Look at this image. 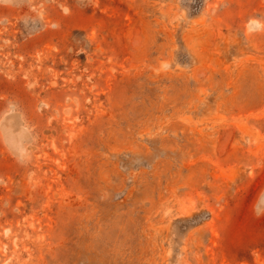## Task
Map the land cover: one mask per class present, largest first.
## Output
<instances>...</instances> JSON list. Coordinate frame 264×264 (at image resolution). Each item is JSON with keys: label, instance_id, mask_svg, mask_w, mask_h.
<instances>
[{"label": "rangeland", "instance_id": "374dc122", "mask_svg": "<svg viewBox=\"0 0 264 264\" xmlns=\"http://www.w3.org/2000/svg\"><path fill=\"white\" fill-rule=\"evenodd\" d=\"M0 264H264V0H0Z\"/></svg>", "mask_w": 264, "mask_h": 264}]
</instances>
